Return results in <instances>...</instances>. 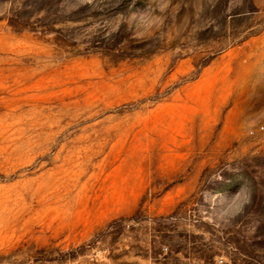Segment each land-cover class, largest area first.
<instances>
[{"label": "rangeland", "instance_id": "1", "mask_svg": "<svg viewBox=\"0 0 264 264\" xmlns=\"http://www.w3.org/2000/svg\"><path fill=\"white\" fill-rule=\"evenodd\" d=\"M0 264H264V0H0Z\"/></svg>", "mask_w": 264, "mask_h": 264}, {"label": "clouds", "instance_id": "2", "mask_svg": "<svg viewBox=\"0 0 264 264\" xmlns=\"http://www.w3.org/2000/svg\"><path fill=\"white\" fill-rule=\"evenodd\" d=\"M249 194L246 186H242L230 198H227V203L223 207L220 215L223 218L228 215H236L243 211L244 205L248 203Z\"/></svg>", "mask_w": 264, "mask_h": 264}]
</instances>
